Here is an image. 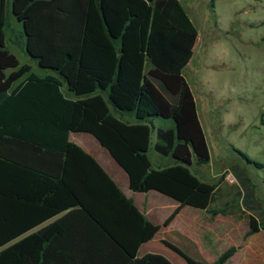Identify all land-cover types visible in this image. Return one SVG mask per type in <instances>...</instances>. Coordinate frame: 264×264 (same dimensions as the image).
<instances>
[{"label": "trees", "instance_id": "1", "mask_svg": "<svg viewBox=\"0 0 264 264\" xmlns=\"http://www.w3.org/2000/svg\"><path fill=\"white\" fill-rule=\"evenodd\" d=\"M9 15L45 75L21 66L9 50ZM198 36L180 0H0V218L16 224L24 205L47 213L53 199L57 210L46 217L72 208L20 239L0 236V264H173L155 253L133 259L115 240L119 233L131 242L146 239L160 227L98 176L95 160L70 141L71 133L92 135L128 175L131 191H156L178 202L164 226L186 206L211 216L233 214L237 200L218 203L220 185L193 170L194 163L209 164L211 152L190 83L178 70ZM170 120L171 126L157 127ZM151 150L172 163L155 168ZM233 170L243 191L236 198L244 193L236 216H247L251 234L264 231V211L249 178L238 166ZM23 175L39 189L28 192L40 196L35 204L3 194ZM89 176L88 188L104 184L93 201L83 182ZM162 242L187 264H202ZM236 250L213 264H226Z\"/></svg>", "mask_w": 264, "mask_h": 264}, {"label": "rangeland", "instance_id": "2", "mask_svg": "<svg viewBox=\"0 0 264 264\" xmlns=\"http://www.w3.org/2000/svg\"><path fill=\"white\" fill-rule=\"evenodd\" d=\"M180 1L199 32L196 47L181 71L196 94L211 152L210 163L203 166L194 163L193 170L202 180L220 185L223 197L217 200L218 203L237 200V204L229 209L233 214L222 215L221 225L220 222L210 224L215 225L217 230L221 226L227 233L226 251L249 245L254 257L264 259V231L251 234L247 216L238 217L234 212L235 206L241 204L244 193L236 198L235 194L242 188L233 170L234 166H238L249 178L255 199L264 211V0ZM9 22V50L16 55L21 66L28 65L35 73L45 75L46 71L26 53L21 25L11 15ZM72 139H77L85 156L94 154L96 173L99 172L103 168L99 153L107 151L90 134L74 133ZM238 151L262 166L248 164ZM150 157L155 168L162 164L168 166L165 165L168 159L172 160L154 150H151ZM103 187V183H98L88 188L87 196L96 199ZM78 201L86 203L83 198ZM90 208L96 210L93 206ZM159 209L163 219L171 212L168 204ZM211 217L215 219L216 216ZM162 237L176 242L175 233H164ZM125 244L132 254L144 247L140 239ZM152 248L155 254L165 256L173 264H187L162 243L154 244ZM169 253L174 254L178 261H172L171 255L167 257ZM247 263L253 264L250 259ZM261 264L264 262L261 261Z\"/></svg>", "mask_w": 264, "mask_h": 264}, {"label": "crops", "instance_id": "3", "mask_svg": "<svg viewBox=\"0 0 264 264\" xmlns=\"http://www.w3.org/2000/svg\"><path fill=\"white\" fill-rule=\"evenodd\" d=\"M191 57V56H190ZM189 60V58L187 59ZM185 63L179 68L178 73L184 75L181 71V68L185 66ZM150 66H148L149 68ZM185 76V75H184ZM190 83V82H189ZM191 86V85H190ZM191 90L194 93L195 100L198 104L196 94L191 86ZM199 118L203 126V122L200 117L198 110ZM126 119L132 121V116L125 115ZM160 122V121H159ZM171 121H161L157 123V127H169L171 126ZM70 134V141L79 146L77 139H72ZM209 144V143H208ZM210 147V146H209ZM90 154V153H89ZM103 160L102 169L100 168L98 176L105 179L109 184L113 185L122 195L127 199L131 200L134 204V208L138 215H143L149 223L152 225L160 227V231L154 236L140 239L143 246H150L147 249L140 248V250L135 251L134 254L128 251L127 245L129 241L125 236L119 234L112 235L115 240L129 253L132 258L135 259L144 254L155 253L152 246L154 244L162 243L164 239L162 235L164 233H175V241L171 242L179 247L184 253H186L191 258L200 261L202 264H212L226 251L224 243L226 242L227 233L220 226L219 230L216 229L215 225L210 223L220 222V225L223 222L222 214H219L213 219L206 210H199L190 206H186L180 212V214L171 222L169 226H164L165 220L170 216V214L178 207V202L175 200L164 196L156 191H150L148 193H136L130 190L129 188V178L125 171L115 162L112 156L108 153H99ZM91 158L95 159L94 154ZM99 163V162H97ZM172 160L168 159L167 164L170 165ZM162 165H158V168ZM93 177L89 176L86 179H83L84 185L86 188L91 187L93 183ZM32 179L30 176L26 177H16L15 184H8V186L3 190V194L8 197L20 198L21 200L31 202L32 204L37 203L40 200L39 197L32 196L33 192L36 190L39 191L38 187L33 186L30 181ZM109 186V185H108ZM32 190V195H29L28 192ZM28 193V194H27ZM168 204L171 206V212L164 219L161 218L159 213V207L162 205ZM66 205V204H65ZM27 205H24L22 214L17 217V223L15 224L10 217L0 218V236L5 237H14L16 240L22 237H25L35 231H38L40 228L48 225L57 218L61 217L65 212L72 209L71 207L61 209L59 213H56L50 217H46V214L52 210H57V201L53 199L49 202L48 212L46 213L41 207L38 209V212L32 211L31 209L26 208ZM79 207L86 208L83 204H79ZM199 210V211H194ZM225 216V215H224ZM166 240V239H165ZM168 241V240H167ZM170 242V241H169ZM164 245V244H163ZM182 245V246H179ZM165 246V245H164ZM239 247L238 245H235ZM166 247V246H165ZM168 248V247H167ZM169 249V248H168ZM171 250V249H169ZM172 251V250H171ZM174 252V251H173ZM252 247L249 245L238 248L237 252L232 256V258L226 264H248L247 261L252 260L253 264H261V261L264 262V259L259 257H254ZM177 256V253L174 252ZM172 253H169L172 261H178V258ZM181 257V256H179ZM182 258V257H181ZM187 263V262H186Z\"/></svg>", "mask_w": 264, "mask_h": 264}]
</instances>
